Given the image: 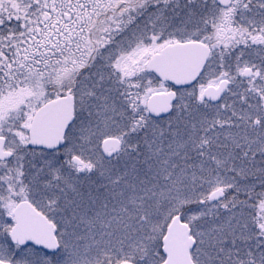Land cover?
Returning a JSON list of instances; mask_svg holds the SVG:
<instances>
[{"label": "snow or ice", "instance_id": "1", "mask_svg": "<svg viewBox=\"0 0 264 264\" xmlns=\"http://www.w3.org/2000/svg\"><path fill=\"white\" fill-rule=\"evenodd\" d=\"M0 264H264V0H0Z\"/></svg>", "mask_w": 264, "mask_h": 264}]
</instances>
